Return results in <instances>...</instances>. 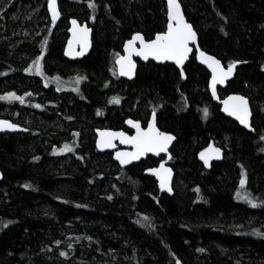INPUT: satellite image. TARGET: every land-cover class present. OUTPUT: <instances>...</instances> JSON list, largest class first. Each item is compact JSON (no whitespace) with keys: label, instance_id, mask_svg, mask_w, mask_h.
I'll return each instance as SVG.
<instances>
[{"label":"trees","instance_id":"trees-1","mask_svg":"<svg viewBox=\"0 0 264 264\" xmlns=\"http://www.w3.org/2000/svg\"><path fill=\"white\" fill-rule=\"evenodd\" d=\"M47 1L0 0V116L28 128L0 132V264H264V0H180L203 50L243 62L222 94L249 97L254 131L211 103L208 71L194 56L186 79L153 61L140 62L131 81L118 75L131 35L166 29L165 0H59L56 23ZM34 3L38 17L12 15ZM72 16L93 27L80 60L63 54ZM37 57L41 70L25 72ZM75 72L86 77L79 92L58 87ZM202 106L211 107L208 120ZM153 108L177 137L173 195L145 174L159 158L122 167L95 147V128L125 129L126 118ZM210 138L225 157L207 170L197 151ZM62 144L70 150L53 151ZM245 194L256 203L238 198Z\"/></svg>","mask_w":264,"mask_h":264},{"label":"snow or ice","instance_id":"snow-or-ice-1","mask_svg":"<svg viewBox=\"0 0 264 264\" xmlns=\"http://www.w3.org/2000/svg\"><path fill=\"white\" fill-rule=\"evenodd\" d=\"M49 8L52 12L53 21L59 15L57 8V0H48ZM89 4H92V0H89ZM168 4V24L167 31L157 32L154 39L145 40L141 33L137 32L135 35L127 41L124 45L126 55L118 56L117 64L119 65L120 72L124 75H132L135 69V61L132 60V53L136 52L138 55L142 56L144 59L149 57H155L157 60H174L177 64H182L183 61L188 57L189 52L192 51L190 47V42L196 40V32L193 26L188 23L181 11V5L179 0H167ZM2 11V9H0ZM73 33L76 38V42L81 44V52L74 53L69 50V55H80L83 51L87 49L88 45V32L87 26H79L77 22L73 20ZM140 42V47H135L136 41ZM72 41L69 42L71 49ZM43 53H41V56ZM199 58L206 63L213 72L212 75V90L215 95L216 92V82L219 81L223 83L225 78L232 75L233 68L235 64L239 61H232L228 64L227 68L221 65L220 60L216 59L215 56L209 55L207 52L200 51ZM40 58L37 57L36 61L32 65H29L24 69L25 72H29L35 68L36 71H40ZM183 74V71H182ZM79 79V78H78ZM15 97L14 93H8L6 97L11 99ZM16 99L24 102L23 97H15ZM119 103L118 97H113L110 102ZM225 111L231 112L232 115L237 116L241 123L248 124V101L247 98L240 95L229 96L225 101ZM40 107V105H37ZM207 108L204 109V113L207 114ZM128 123L132 124L136 129V135L129 137L127 133L124 132H112L109 130H104L101 132V139L98 141L100 147H112L114 146L112 141L116 137L121 138L124 143L134 144L135 150L133 152H117V158L120 160L121 164H126L130 159H137L139 156L144 155L146 152H161L167 151V146L173 139V136L169 132H163L155 126V113H153V119L149 122L148 128L143 129L140 127L139 121L129 120ZM0 127L18 128L20 125L11 123L10 121L0 120ZM70 145L65 144L63 148L59 151H69ZM214 151L219 153L220 149H205L200 153L201 158L204 159L205 163H208L209 153ZM148 171L156 172L160 176L161 187L168 186V177L171 170L164 167L161 163L159 169H148ZM241 185H244L245 180L241 178ZM169 191L171 189L169 188ZM238 198H248L251 203L255 204L256 201L247 197L245 194L243 197L238 196ZM264 234V233H262ZM58 243V241H57ZM71 247V245H69ZM65 253H62V255ZM177 264L180 261L177 260Z\"/></svg>","mask_w":264,"mask_h":264},{"label":"water","instance_id":"water-1","mask_svg":"<svg viewBox=\"0 0 264 264\" xmlns=\"http://www.w3.org/2000/svg\"><path fill=\"white\" fill-rule=\"evenodd\" d=\"M166 2V7H167V13H168V4H167V0H165ZM179 3L181 5V11L183 13V16L185 18V20L190 23L192 26L193 24L187 19L186 17V14L184 12V9H183V5L181 3V1L179 0ZM46 8H47V11H48V14H49V17H50V20L52 22H58L61 17H62V12H61V9H60V4H59V0H57V8H58V12H59V15L57 16V18L55 19V21H53V18H52V12L49 8V4H48V1H47V4H46ZM73 20H75L77 22V25L79 26H87V28L89 29V32H88V45H87V49L85 51L82 52V54L80 55H69L68 52L69 50L73 51L74 53H79L81 52V44L80 43H77L76 42V38L74 37V33H73V28H74V25H73ZM167 24H168V15H167ZM193 29L194 31L196 32L197 36H196V40L195 41H191L190 42V47L192 48V51L189 52L188 54V57L183 61L182 64H177L174 60H157L155 59V57H149L148 59H144L142 56L138 55L136 52H133L132 53V60L135 61V69H134V72L132 75H124L120 72V69H119V65L117 64V59L115 61L116 63V67H117V72H118V75L126 80H133L135 77H136V73H137V69H138V61L137 60H140L142 61L143 63H148L149 61H153L157 64H165V63H170V64H173L175 65L181 72L182 74V71H183V74L182 76L183 77H186L185 76V66L186 64L188 63V61L190 60L192 54L194 51H196V56H197V61L199 64H201L202 66H204L210 73H211V78H210V82H209V90L214 98L215 101H219V96H218V87H226L227 85V82L231 79L234 78L235 74H236V71H237V68L243 63L242 61H239V63L235 64L234 68H233V72H232V75L228 76L225 78L224 82L223 83H220L219 81L216 82V92H215V95L213 94V90H212V75H213V72H212V69L206 64L203 62V60H201L199 58V52L200 51H204L206 52L205 50H203L201 47H200V44H199V35L196 31V29L194 28L193 26ZM164 31H167V25H166V29ZM164 31H161V32H164ZM67 32H68V37L66 39V42H65V45H64V49H63V54L66 58L70 59V60H80V59H83L85 56L89 55V53L91 52L92 50V47H93V27L87 22V21H81L80 19H78L77 17H69L68 19V28H67ZM141 33V32H139ZM135 35V33L133 35H131V37H129L123 44V47H122V53L119 55V56H124L126 55V52H125V48H124V45L127 43L128 40H130L133 36ZM142 37L145 39V40H148L146 39L145 35L143 33H141ZM156 35V34H155ZM155 36L151 39H154ZM72 41V44H71V49H70V45H69V42ZM135 47H140V42L137 40L135 42ZM208 53V52H207ZM209 55L211 56H215L211 53H208ZM216 57V56H215ZM118 58V57H117ZM216 59L220 60L219 58L216 57ZM221 62V65L224 67V68H227L226 66L223 65L222 61L220 60ZM234 95H240V96H244L247 98V101H248V109H249V116H248V124H244V123H241L240 119L237 117V116H234L231 114V112H227L225 111V104H224V101L229 97V96H234ZM221 104H222V111L223 113L231 118V119H234V120H237L243 127H245L248 131H252L253 130V126H252V116H253V111H252V107H251V104H250V99L249 97H247L246 95L242 94V93H232L230 95H228L226 98H224L223 100L220 101ZM155 113V112H153ZM153 113L151 115V118L149 119L148 121V124L146 126V128H143L142 125H141V122L139 120H135L133 118H128L125 120V125L128 127V128H131L134 130V132L132 134H129L127 131L123 130V129H115V128H109V127H98L96 128V147L98 149V151L100 152H106V151H113V159L122 167H128L134 163H138L140 162L141 160H144L146 159L148 156H154V157H158V156H163L164 158L158 163V165H155V166H151V167H147L145 169V174L146 175H149L151 177H154L157 181V186L159 188V191L162 192V193H166V194H169V195H173V188H172V184H173V179H174V170L172 169V167L169 165V161L172 157V154H171V148L172 146L174 145V143L176 142L177 140V137L174 133L172 132H169V131H166V130H162L159 128L158 126V123H157V118H156V113H155V126L157 128H159L161 131L163 132H169L172 134L173 136V139L171 140V142L168 144L167 146V151H161V152H146L144 155L142 156H139L137 159H130L128 163L126 164H121L120 163V160L117 158V155L116 153L117 152H133L135 150V145L134 144H129V143H124L121 138L119 137H116L115 139H113L112 143L114 146L112 147H100L99 144H98V141L101 139V132H103L104 130H109V131H112V132H124V133H127V135L129 137L131 136H135L136 135V132H137V129L130 123H128L129 120H133V121H139L140 122V127L143 128V129H147L148 128V125H149V122L152 121L153 119ZM0 120H6V121H10L11 123H14V124H18L20 125V127L18 128H9V127H0V132L1 133H5V132H27L28 131V128H26L24 125L10 119V118H7V117H1L0 116ZM118 146H121L122 148H119L118 149ZM211 146V149H220L219 153H216L214 151H210L209 153H206L207 155H209V160H208V163H205L204 159L201 158V155L200 153L202 151H204L205 149H209ZM225 157V149L217 144H215L214 141H211L206 147H204L203 149H201L198 153V158L202 161V163L204 164V166L207 168V169H210L211 166H212V163L213 162H217V161H222ZM161 163L164 164V167L167 168V169H170L171 172H170V175L168 177V186L167 187H161V183H160V176L157 175L156 172H152V171H148V169H159L160 168V165ZM3 178V173L0 169V180H2ZM169 188L171 189V191H169Z\"/></svg>","mask_w":264,"mask_h":264},{"label":"flooded vegetation","instance_id":"flooded-vegetation-1","mask_svg":"<svg viewBox=\"0 0 264 264\" xmlns=\"http://www.w3.org/2000/svg\"><path fill=\"white\" fill-rule=\"evenodd\" d=\"M67 34H68V32H67ZM67 37H68V35H67ZM146 39H148V38H146ZM65 45V44H64ZM63 49H64V47H63ZM194 56V58H195V61L198 63V61H197V56H196V51H194L193 52V54H192V56L191 57H193ZM217 57V56H216ZM218 58V57H217ZM220 59V58H219ZM221 60V59H220ZM138 61V66H139V63L141 62V63H143L142 61H140V60H137ZM222 61V60H221ZM222 63H223V65L224 66H228V64H225L223 61H222ZM199 64V63H198ZM201 65V64H200ZM175 66V65H174ZM202 66V65H201ZM204 67V66H203ZM205 68V67H204ZM206 69V68H205ZM207 70V69H206ZM180 71V70H179ZM208 71V70H207ZM237 72V71H236ZM180 74H181V72H180ZM208 74H209V77H208V80H207V87H208V91H209V95H210V99H211V103H215V104H217V109L218 110H220V112L222 113V114H224L223 113V111H222V104H221V100H223L224 98H226L228 95H230V94H232V93H238V92H226V93H224V94H222V90H224V89H226L227 88V86H228V84H229V82L232 80H229L228 82H227V85H226V87H224V88H222V87H218V96H219V101H215L214 100V98H213V96H212V94H211V92H210V90H209V82H210V78H211V73L208 71ZM181 76H182V74H181ZM185 76L186 77H183L182 76V78L183 79H186L187 78V75H186V70H185ZM235 77V76H234ZM129 81V80H128ZM185 98V109H184V111H187L188 109H189V104H190V100H189V98L187 97V96H185L184 97ZM250 104H251V101H250ZM251 107H252V104H251ZM205 108H207V114H205L204 113V109ZM210 108L211 107H209V106H202L201 107V110H202V115H203V118H204V120H208L209 119V117L211 116V111H210ZM252 111H253V109H252ZM153 112H155L156 113V118H157V123H158V116H159V110H158V108H153V109H151L150 111H149V113L147 114V117H145V118H143L142 117V119H138V118H133V119H135V120H139L140 122H141V125H142V127L143 128H146V126H147V124H148V121H149V119L151 118V115H152V113ZM225 115V114H224ZM128 118H132V117H128ZM128 118H126V119H128ZM125 119V120H126ZM125 120H124V125H125ZM232 120H234V119H232ZM252 120H253V116H252ZM235 122H237L241 127H243L237 120H234ZM158 126H159V123H158ZM252 126H253V123H252ZM159 128H160V126H159ZM243 128H245V127H243ZM115 129H121V128H115ZM160 129H162V128H160ZM246 129V128H245ZM123 130H125V131H127L129 134H132L133 132H134V130L133 129H131V128H128L126 125H125V129H123ZM162 130H164V129H162ZM247 130V129H246ZM95 131H96V128H95V130H94V138H95V147H96V133H95ZM252 131H254V127H253V130ZM169 132H171V131H169ZM173 133V132H172ZM211 141H214L215 142V144H217V141L214 139V138H210L207 142H206V144H204L203 146H201L199 149H198V151H197V159L199 160V162L203 165V167L205 168V169H207L205 166H204V164L202 163V161L198 158V153H199V151L201 150V149H203L204 147H206ZM176 143V142H175ZM174 143V144H175ZM218 145V144H217ZM220 146V145H219ZM173 147H174V145L172 146V148H171V154H172V157H171V159H170V161H169V165L172 167V169L174 170V179H173V184H172V188H173V193H174V191H175V182H176V180H177V171H176V168H175V154L173 153V151H172V149H173ZM119 148H122L121 146H118V149ZM96 149H97V147H96ZM98 150V149H97ZM100 152V151H99ZM106 152H111V151H106ZM112 153V155H113V151L111 152ZM157 158H159V162L164 158L163 156H158ZM214 163V162H213ZM213 163H212V165H213ZM158 165V164H157ZM211 168H212V166H211ZM210 168V169H211ZM207 170H209V169H207Z\"/></svg>","mask_w":264,"mask_h":264},{"label":"rangeland","instance_id":"rangeland-1","mask_svg":"<svg viewBox=\"0 0 264 264\" xmlns=\"http://www.w3.org/2000/svg\"><path fill=\"white\" fill-rule=\"evenodd\" d=\"M10 1L12 2L13 0H10ZM92 4H94L93 1H92ZM5 6H6V4L5 5L4 4H0V9H3ZM17 7H21V4H18ZM15 11L12 14L14 17L20 18V19H25L26 18V19L29 20L32 17H38L39 16L38 13L40 11V4L39 3L38 4L34 3V5L31 6V7L30 6L24 7V10L20 9V12H19V10L17 12H15ZM85 17L91 22V19H92V15L91 14H87ZM34 70H35V68H33V70H31V71H34ZM73 76H74L75 80H70L69 81L68 78H66V80H65V79H63L61 77L59 79H57V76L56 77H50V80L55 81L57 79V83L56 84L58 85L59 88H65V87L66 88H71L73 90H76L74 93H77V92H79V89H80L79 88V84H80L79 80L84 83V80L86 79V77L84 75L77 74L76 72L73 74ZM168 99H170V98L168 97ZM147 114L145 113L144 115H142V117L143 118L147 117ZM63 147H64L63 144L61 146L59 145V146L53 147V151L57 153L59 151V149H61Z\"/></svg>","mask_w":264,"mask_h":264}]
</instances>
